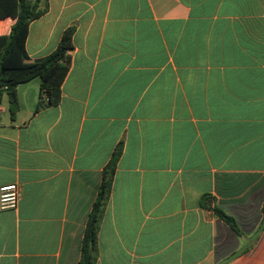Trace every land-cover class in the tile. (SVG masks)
Segmentation results:
<instances>
[{
	"label": "crops",
	"instance_id": "obj_1",
	"mask_svg": "<svg viewBox=\"0 0 264 264\" xmlns=\"http://www.w3.org/2000/svg\"><path fill=\"white\" fill-rule=\"evenodd\" d=\"M24 50L74 27L60 101L0 103V264H79L121 149L95 264H264V0H43ZM15 18H0L8 34ZM220 209L237 226L215 213Z\"/></svg>",
	"mask_w": 264,
	"mask_h": 264
},
{
	"label": "trees",
	"instance_id": "obj_2",
	"mask_svg": "<svg viewBox=\"0 0 264 264\" xmlns=\"http://www.w3.org/2000/svg\"><path fill=\"white\" fill-rule=\"evenodd\" d=\"M46 9L47 7L39 8L36 2L29 0H0V18L8 16L15 18L10 32L0 34V103L6 94L11 113L18 108L17 86L33 78L41 80L36 109L56 105L60 101L61 85L69 70L68 53L73 48L74 27L66 28L56 49L40 59H30L24 50L29 23L41 16ZM120 154L121 149L117 148L103 168L97 196L85 225L79 264H95L99 223L110 195ZM215 213L237 230L235 221L231 217L218 208L215 209ZM262 226H264V219Z\"/></svg>",
	"mask_w": 264,
	"mask_h": 264
},
{
	"label": "built area",
	"instance_id": "obj_3",
	"mask_svg": "<svg viewBox=\"0 0 264 264\" xmlns=\"http://www.w3.org/2000/svg\"><path fill=\"white\" fill-rule=\"evenodd\" d=\"M19 196L17 184L0 186V209L14 208Z\"/></svg>",
	"mask_w": 264,
	"mask_h": 264
},
{
	"label": "rangeland",
	"instance_id": "obj_4",
	"mask_svg": "<svg viewBox=\"0 0 264 264\" xmlns=\"http://www.w3.org/2000/svg\"><path fill=\"white\" fill-rule=\"evenodd\" d=\"M30 2H36L39 5V8H42L43 6V0H29ZM38 79V78H36Z\"/></svg>",
	"mask_w": 264,
	"mask_h": 264
}]
</instances>
